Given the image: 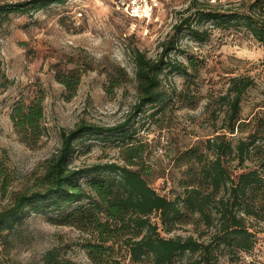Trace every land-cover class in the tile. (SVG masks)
I'll use <instances>...</instances> for the list:
<instances>
[{
    "label": "rangeland",
    "instance_id": "1",
    "mask_svg": "<svg viewBox=\"0 0 264 264\" xmlns=\"http://www.w3.org/2000/svg\"><path fill=\"white\" fill-rule=\"evenodd\" d=\"M20 1L25 0H0V4ZM200 1L168 0L151 19L136 20L116 10L112 0H64L28 13H11L0 21V67L11 81L0 91V158L12 178L7 194L0 187V209L11 190L32 185L43 173L45 160L60 145L61 129L74 127L80 119L113 125L128 116L136 101L133 53L137 49L155 58L168 46L173 61L187 64L192 58L195 64L189 75L165 69L160 76L167 92L164 105L159 110L146 108L133 123L135 133L130 141L145 146L138 168L143 167L144 177L160 195L174 199L182 194L185 165L178 158L191 147L203 150L205 140L215 135L224 116L219 97L232 76H249L253 84L241 101L240 117L248 126L243 133L229 136L235 142L252 131L264 144V39L259 40L243 19L254 0L207 3L238 16L228 22L196 21L193 4L198 7ZM257 1L260 7L253 6V11L264 19V0ZM187 18L201 32L200 39L181 27ZM117 68H123L129 80L109 92L108 75L117 74ZM71 69L80 71V81L70 93L58 82L57 74ZM39 92L43 94L45 131L26 145L13 128L10 113L15 104L27 103ZM119 141H89L74 153L71 165L122 163ZM259 159L242 165L237 159L230 160L229 169L236 176L259 168ZM49 216L29 213L9 252L0 254V264H43L50 250L77 264H92L82 247L85 234L53 224ZM150 220L165 237H197L205 232L200 239L208 241L214 231L212 227L206 230L203 223H188L165 232L157 213ZM245 223L254 235L253 248L230 255L221 245L215 250L220 264H264V217H248ZM115 248L124 264H151L149 260L132 263L124 246Z\"/></svg>",
    "mask_w": 264,
    "mask_h": 264
},
{
    "label": "trees",
    "instance_id": "2",
    "mask_svg": "<svg viewBox=\"0 0 264 264\" xmlns=\"http://www.w3.org/2000/svg\"><path fill=\"white\" fill-rule=\"evenodd\" d=\"M64 0H25L0 4V21L11 13H28ZM254 0L248 15L243 16L246 26L259 39H264V19L253 11ZM201 0L195 7L196 21L228 22L235 14L220 12ZM208 5L209 7H207ZM206 6L205 8H203ZM260 5L258 4V8ZM255 17V19H253ZM189 18L182 21L197 39L201 32ZM166 46L158 57H148L143 51L133 53L136 101L128 116L119 123L103 125L80 119L72 128L60 130V145L46 160L43 173L30 186L9 192L8 202L0 209V254L8 253L13 237L18 236L24 218L29 213L48 215L56 225L71 226L84 233L82 247L92 264H124L115 252V246L126 248L132 263L149 260L151 264H220L215 250L220 247L226 254L248 252L253 248V233L245 220L264 217V144L258 134L250 131L245 138L230 137L246 130L249 122L240 117L241 101L253 84L249 76L235 75L228 78V86L219 99L224 106L222 124L215 135L205 140L204 149L195 146L182 152L178 159L185 165L182 194L174 199L160 195L143 175L144 144L131 142L135 133L133 123L146 108L159 110L167 97L161 85L165 69L189 75L195 67L194 60L187 64L173 61ZM107 90L129 80L123 68L109 74ZM57 80L70 93L76 90L80 71L71 69L58 73ZM11 84L0 67V91ZM35 95L29 102H18L10 113L13 128L26 145L36 142L45 131L43 94ZM220 131V132H219ZM231 135V136H229ZM120 140L122 163L96 162L82 167L72 166V157L89 141ZM129 140V141H128ZM259 157V168L240 172L236 176L228 162L237 159L242 165L246 160ZM11 173L0 158V187L8 193ZM157 213L162 229L171 232L177 224L203 223L206 230L214 228L208 241L194 235L162 236L158 224L150 220ZM43 264H77L48 251Z\"/></svg>",
    "mask_w": 264,
    "mask_h": 264
},
{
    "label": "built area",
    "instance_id": "3",
    "mask_svg": "<svg viewBox=\"0 0 264 264\" xmlns=\"http://www.w3.org/2000/svg\"><path fill=\"white\" fill-rule=\"evenodd\" d=\"M168 0H112L116 10L136 20L151 19L164 2ZM209 3H218L230 0H204Z\"/></svg>",
    "mask_w": 264,
    "mask_h": 264
}]
</instances>
